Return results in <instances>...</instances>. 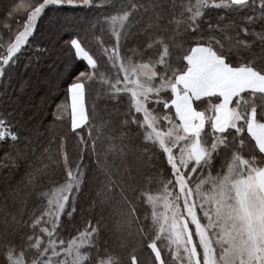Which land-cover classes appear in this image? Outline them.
Returning <instances> with one entry per match:
<instances>
[{
	"label": "snow or ice",
	"instance_id": "snow-or-ice-1",
	"mask_svg": "<svg viewBox=\"0 0 264 264\" xmlns=\"http://www.w3.org/2000/svg\"><path fill=\"white\" fill-rule=\"evenodd\" d=\"M64 6L95 15L38 40ZM46 56L65 85L54 124L70 121L93 176L67 133L38 154L22 131L18 69ZM0 145L19 173L0 206V264H264V0H0ZM90 178L101 215L65 237Z\"/></svg>",
	"mask_w": 264,
	"mask_h": 264
},
{
	"label": "trees",
	"instance_id": "trees-1",
	"mask_svg": "<svg viewBox=\"0 0 264 264\" xmlns=\"http://www.w3.org/2000/svg\"><path fill=\"white\" fill-rule=\"evenodd\" d=\"M95 12L92 9L84 7H70L64 6L60 11H51L48 14V17L40 25L39 31L43 34L38 37L40 39H47L48 30H58L63 29L61 34H65V39H67V32H70L72 29L70 27L71 23H82L86 18L93 17ZM146 23L145 20H142L140 23V28ZM134 33L138 32V28L133 29ZM107 39V37H105ZM27 53L25 59H27ZM60 67V60L58 57H42L41 60L37 63L32 71L25 76L23 67L19 68V76L16 77L25 88L23 93V102L22 108L26 113L25 122L26 126H22V131L26 135L30 136L31 140L35 143V148L39 152H42L45 147L49 145L50 133L54 130L57 134L67 133V151L69 153V158L73 161L79 159L80 156H83V164L86 169H91L89 173L90 176L94 175V163L95 156L91 155L86 150H82V146H78V137L70 131V121L65 124H60L55 121V108L56 104L61 103L64 100L63 92L65 85L62 81L55 79L56 71ZM81 70H83L84 65H78ZM31 81V87H28V81ZM46 101V102H45ZM92 98L89 97L88 103L90 104ZM103 119H107L106 115L102 114ZM99 122V121H98ZM83 128V126H81ZM80 132L81 129L76 130ZM81 135H84L87 138V129L84 128ZM3 145H0V150L3 149ZM56 145H52L53 151H55ZM8 162L0 160V206L3 205L4 197L7 195V186L6 182H14V177H18L19 173L14 167L7 166ZM156 164L159 165L160 161H156ZM149 168L152 165H148ZM155 172H153V175ZM61 178V179H60ZM63 174L57 173L52 180L55 182L62 181ZM45 188L50 184V181L45 180ZM94 184L93 180L90 178L85 186L83 191L78 196L77 201V210L73 213L72 217H63V224L65 225L64 232H69L71 235L76 232L77 229L83 230L89 222L95 224V219H98L101 215L100 211L96 210L92 205L93 199ZM36 202L35 196L29 201V207ZM95 218V219H94ZM114 226L109 224L105 228V238L110 242L112 248H118L117 236L113 235L111 229ZM133 245L137 248L138 254L142 260H150L149 251L140 247L135 240L131 241ZM129 251L131 249L129 248Z\"/></svg>",
	"mask_w": 264,
	"mask_h": 264
},
{
	"label": "rangeland",
	"instance_id": "rangeland-1",
	"mask_svg": "<svg viewBox=\"0 0 264 264\" xmlns=\"http://www.w3.org/2000/svg\"><path fill=\"white\" fill-rule=\"evenodd\" d=\"M61 179V178H60ZM62 223H63V217H62ZM76 234V232H74L73 231V233L71 234V235H75ZM63 235L65 236V237H67V236H69V232H64V230H63Z\"/></svg>",
	"mask_w": 264,
	"mask_h": 264
}]
</instances>
